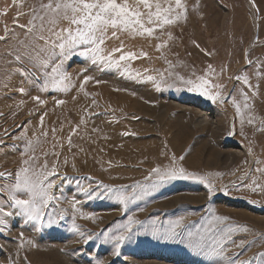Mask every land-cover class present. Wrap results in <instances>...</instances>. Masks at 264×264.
<instances>
[{"label": "rangeland", "instance_id": "rangeland-1", "mask_svg": "<svg viewBox=\"0 0 264 264\" xmlns=\"http://www.w3.org/2000/svg\"><path fill=\"white\" fill-rule=\"evenodd\" d=\"M37 3L0 0V36L9 37L0 40V172L12 174L0 178V188L14 182L15 173L27 167L24 161L36 157L39 166L46 161L48 171L56 169L49 176L56 199L46 211L63 219L58 227L40 228L9 207L7 192L0 193L5 208L0 264H217L190 249L187 240L168 243L148 231L167 230L183 217L195 243L209 209L248 229L233 237L237 242L248 247L258 241L246 252L230 245L229 257L242 252L240 259L250 260L264 252V174L255 171L264 169V0H185L186 22L153 38L121 32L119 39L106 40V52L123 45L125 52L147 54L122 62L131 77L73 55L63 65L70 77L67 91H44L43 72L26 62L23 68L34 75L23 73L15 60L25 51V35L16 24L27 25ZM148 75L163 81L159 89L146 81ZM244 76L254 88L242 83ZM198 77L219 85L210 91L219 92L224 103L189 91L181 80ZM243 93L250 108L244 107ZM170 166L208 178L215 193L209 195L198 179H176L125 208L108 195L88 199L82 191L103 184L124 187L131 196L132 186L156 180L153 169ZM74 218L81 232L92 235L87 244L72 230ZM128 218L141 222L133 226L138 234L130 233L116 256L104 237Z\"/></svg>", "mask_w": 264, "mask_h": 264}, {"label": "snow or ice", "instance_id": "snow-or-ice-1", "mask_svg": "<svg viewBox=\"0 0 264 264\" xmlns=\"http://www.w3.org/2000/svg\"><path fill=\"white\" fill-rule=\"evenodd\" d=\"M188 8L185 0H136L135 5H130L128 0H38L36 6L31 8V18L27 25L16 24L23 30L25 41L22 47L23 52H17L16 62L21 65L20 71L28 75L30 73L23 65L27 62L32 64L33 68L43 72V90H62L67 91L70 83V77L64 70V62L73 55H79L90 61L93 65H98L104 69L123 70L130 77L132 72L123 65L122 62L135 60L139 56L146 57V53L125 52L123 45L106 52V40L110 37L119 39L118 33H127L132 37L153 38L158 31H163L166 27L179 24L181 21H187ZM7 31V28H6ZM8 36H0V40H7ZM164 45L161 44V48ZM196 47H199L197 44ZM116 53H120L118 57ZM252 64L253 62H249ZM211 67V66H210ZM140 77V73H135ZM91 77H86L84 83L87 84ZM189 91H198L200 95L216 102L219 100L224 103V97L219 92L210 91L213 87L210 81L204 77H198L194 80H183ZM237 80H241L238 76ZM146 81L152 82L159 89L160 83L148 75ZM242 83L250 89L254 88L247 76L243 77ZM22 93L24 89H19ZM244 107L250 108L249 97L243 93ZM35 99L43 103L40 97ZM235 103V101H233ZM64 104L65 101H58ZM237 111L240 112V105L236 104ZM254 117L248 118V123H254ZM43 117H41V122ZM243 121V117H242ZM264 131V128L260 129ZM55 131V130H53ZM128 135V133H125ZM70 142V140H69ZM38 143V141H37ZM33 142L29 141V148ZM55 155V153H53ZM183 159V157H181ZM173 164H176V158H172ZM27 167H22L15 173L14 182L7 188H0V193L7 192L8 205L18 210L19 214L27 221L33 222L40 228H55L59 226V220L63 216L59 213L48 214L47 209L56 198L51 189L54 181L49 176L56 175V169L47 170V162L43 166L38 165L36 157L32 158V163L24 161ZM256 172L264 174V169L257 167ZM4 172H0V178H6ZM153 175L156 180L150 184H136L131 187L132 195H128L124 187L112 188L107 185L98 184L94 191L82 189L88 199L100 198L102 195H108L115 199L125 208L129 202L141 199L149 191L155 190L161 183L176 179H198L207 188L209 195L216 191L211 181L206 177H194L185 172L182 167H167L164 169H153ZM148 179H152L149 177ZM256 181H253L255 184ZM26 197V198H24ZM75 207V205H73ZM211 215L205 221L204 226L195 233L197 240L192 242V233L185 225V218L177 219L167 230L149 229V234L156 240L168 243H184L188 241L187 246L193 251L213 257L217 264H264V252L252 257L250 260H241L242 252H237L235 257H229L227 252L230 245L246 252L251 246L245 247L244 241L237 242L233 237L240 232H247L246 227L228 224V218L217 215L214 210L209 209ZM14 213L8 212L7 215ZM5 215V208L0 206V217ZM4 219L0 218V232L4 231ZM140 221L128 218L127 224L123 225L115 234L106 235L105 243L113 244V254L120 255L121 246L126 240H131L133 226L140 224ZM72 230L76 232L87 244L93 239L92 235H86L81 232L73 219ZM22 238V234H21ZM30 243V242H29ZM97 264H100L98 261Z\"/></svg>", "mask_w": 264, "mask_h": 264}]
</instances>
